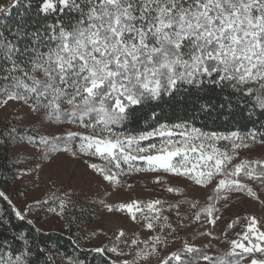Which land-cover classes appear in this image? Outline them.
I'll list each match as a JSON object with an SVG mask.
<instances>
[{
	"label": "snow or ice",
	"instance_id": "6c2138e0",
	"mask_svg": "<svg viewBox=\"0 0 264 264\" xmlns=\"http://www.w3.org/2000/svg\"><path fill=\"white\" fill-rule=\"evenodd\" d=\"M21 6L22 0H0V109L16 106L41 123L47 117L49 122L92 129V134L82 136L72 131L66 137L40 136L37 146L45 149V155L60 151L61 143L64 151H70L69 142L81 137L72 154L99 158L101 163L89 162L88 167L109 185L119 186L122 176L134 172L161 170L188 177L201 187L211 185L208 203L193 220L201 221L203 214V223L213 227L221 219V209L229 208L232 196L264 204L252 187L264 186V159L241 158L233 164L241 150L264 146V130L223 135L205 133L187 122L159 123L136 134L115 130L134 116L136 106L142 108L165 96L175 99L187 88L221 93L230 89L229 98L236 96L264 110V0H39L35 16L40 19L22 12L10 22L12 10ZM23 7L31 9V0ZM57 11L72 14L67 24L60 18L48 22ZM213 107L205 104L200 110L210 114ZM154 137L162 138L159 145L151 142ZM26 139L36 143L35 137ZM13 140L19 143L25 137L15 127H5L0 146ZM222 140L229 141L225 150L216 147ZM167 191L179 190L168 187ZM0 199L8 202L17 218L25 219L3 191ZM57 199V208L49 211L64 215L70 201L66 196ZM43 203L36 201L27 211ZM166 203L148 202L150 215H144L138 200L120 203L118 208L105 205L110 212L126 211L133 221L139 212L143 227L153 233L159 229V233L141 240L120 229L109 246L92 249L102 258L101 264H264V230L256 216L247 217L246 231L230 240L223 256L214 257L187 242L162 255L169 234L175 232L163 215ZM197 204L194 201L190 207L195 209ZM167 206L176 210L178 226L182 225L183 216L177 210L181 203ZM0 228L11 231L6 213L0 214ZM202 234L213 236L212 232ZM16 239L22 242L19 249L6 240L0 244V264H57V259L64 264H88L39 245V252H33L22 233Z\"/></svg>",
	"mask_w": 264,
	"mask_h": 264
},
{
	"label": "rangeland",
	"instance_id": "374dc122",
	"mask_svg": "<svg viewBox=\"0 0 264 264\" xmlns=\"http://www.w3.org/2000/svg\"><path fill=\"white\" fill-rule=\"evenodd\" d=\"M25 112L26 110H20L16 106H11L7 110L0 109V126L15 121L39 131L54 132L58 130L52 122H49L48 118L45 117L41 123L34 114L27 116ZM70 130L72 129L66 127L65 131ZM158 138V142H161L162 138ZM175 139L179 140L180 137L176 136ZM216 147L225 150L229 147V141H219ZM14 152L23 156L26 167L18 172L11 184L0 185V190L9 197L16 208L44 230L64 227L61 215L49 211V208H55L52 202L57 198L64 199L66 196L70 205L74 204V201L91 203V208L94 207L93 216L91 223L85 225L84 236L89 245L94 248L109 246V241L118 234L120 229H123L129 237H132L133 234L138 235L141 240L150 239L152 235L159 233V229H157V233H153L143 227L144 221L139 212L137 220L133 221L126 211L121 212L114 209L110 212L105 206L111 204L118 208L120 203H128L133 200L142 202L141 207L144 208V215H150L146 204L156 199L166 201L167 203L162 205L166 209H169L168 204L181 203L177 210L185 212L182 225L178 226L177 220V235L168 239V247L166 250H162V255L181 248L187 242L214 257L223 256L230 248V240L237 239L238 234L246 231L249 222L247 217L251 216H256L260 221L261 230H264V204L246 196H240V198L232 196L229 208L221 209L219 213L221 219L214 227L203 223V214H201V221L193 220L195 213L208 203L206 197L211 194V185L208 188L201 187L188 177L161 170L159 172L165 173L166 177L162 183L157 184L156 181H148L152 171H140L131 173L133 177L130 179L122 176L121 184L113 186L103 181L97 173L88 167L89 162L101 163L99 158L84 154L74 156L72 149L70 151H52L45 155L43 147H37L28 142L17 144L14 147ZM241 158L264 159V146L256 144L250 150H241L240 156L233 160V164L239 163ZM214 183L215 181H213ZM168 187L179 191L170 193L167 191ZM252 187L264 198V186L252 184ZM186 200L198 201L197 207L191 208L185 204ZM36 201L44 202L43 206H34L31 212H28L27 207L34 205ZM217 206L219 207V205ZM171 212L173 219H177L176 210H171ZM238 217V222L229 228L228 224ZM206 232H212L213 236L202 234ZM213 237H219V239ZM120 247L124 248V245L121 244ZM257 258H261L259 254H257ZM200 264H207V262L201 261ZM241 264H247V262L242 261Z\"/></svg>",
	"mask_w": 264,
	"mask_h": 264
},
{
	"label": "trees",
	"instance_id": "16d2710c",
	"mask_svg": "<svg viewBox=\"0 0 264 264\" xmlns=\"http://www.w3.org/2000/svg\"><path fill=\"white\" fill-rule=\"evenodd\" d=\"M23 3H27V0H22V6L12 10L9 16L10 22L18 19L19 14L22 12L36 19H40L35 16L39 0H31V9H25ZM71 15L72 14L65 15L57 11L48 17V22L53 23L57 18H60L67 24ZM230 91V89H225L224 92L221 93L219 89L215 92H210L207 89H182L175 99H170L168 96H165L161 101L146 102L142 108L136 106L134 116L124 125L116 126L115 130L117 132L136 134L137 132L149 129L151 126H158L159 123H167L171 126L182 122H187L190 126L200 128L205 133L216 132L223 135H228L233 131L245 134L254 129L264 130L261 127L264 125V110L258 107L253 108L251 102L245 103L236 96L229 98ZM205 104L214 106L210 114L200 110L201 106ZM153 113H155V115H153ZM52 123L54 127L58 129L57 131H39L30 126L11 121L0 126V132H3L5 127H8L9 130L11 127H15L17 133L25 137V140L19 143L27 142L26 138L32 136L35 137L36 141V143L33 144L34 146L39 144L40 136H44L45 139L48 138L49 134L56 137H66L68 132L65 131L66 127L72 129L70 130L72 132L80 133L81 136L89 133L92 134V129H84L81 125L71 122ZM158 141L159 138L154 137L151 142L160 144ZM80 142L81 137H77L69 142V147L75 150L78 148ZM19 143L13 140L10 143H5L0 146V185L11 184L18 172L26 167L24 165L25 161L23 156L14 152V147ZM143 143L146 145L148 142ZM63 147L64 144L61 143L60 151H64ZM137 164L146 167L144 162H137ZM132 177L133 174L125 176L127 179ZM157 177L160 178L157 184H160L164 181L166 175L159 171H152L148 181H156ZM186 201L187 203L185 204L190 206L192 202ZM52 203L56 208L59 200L57 199ZM91 207V203H78L74 201V204L68 205L64 215H61L64 224L63 228L53 227L49 230H44L26 216L23 220L17 218L12 208L9 207L8 202L4 199H0V214L6 213L11 220V231L0 228V244L6 240L14 249H19L22 247V242L17 240L16 236L22 233L28 238L33 252H39L37 248V245H39L40 247L48 248L51 252L60 251L73 257L86 260L88 264H101L102 258L92 251L94 247L89 245L84 236L85 225L86 223H91V218L93 216L94 207ZM163 208L165 209L163 215L169 218V221L175 229V232L168 236V239H171L177 235V219H173L171 216L172 209H166L165 206ZM180 213L182 216L185 215L184 211ZM28 221H32V223ZM37 229H40V231H37ZM165 231L167 232L168 230ZM53 245L56 247L53 248ZM43 259L44 257H41V260ZM57 264H64V262L57 259Z\"/></svg>",
	"mask_w": 264,
	"mask_h": 264
}]
</instances>
